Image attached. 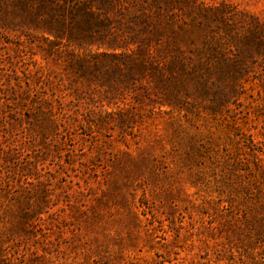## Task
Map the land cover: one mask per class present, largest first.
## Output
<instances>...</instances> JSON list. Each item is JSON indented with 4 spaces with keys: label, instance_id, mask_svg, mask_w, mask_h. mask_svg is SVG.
<instances>
[{
    "label": "rangeland",
    "instance_id": "374dc122",
    "mask_svg": "<svg viewBox=\"0 0 264 264\" xmlns=\"http://www.w3.org/2000/svg\"><path fill=\"white\" fill-rule=\"evenodd\" d=\"M190 5L175 17L201 22L194 43H264V0ZM14 21L0 18V264H264L261 67L220 110L181 91L95 126L107 86Z\"/></svg>",
    "mask_w": 264,
    "mask_h": 264
},
{
    "label": "trees",
    "instance_id": "16d2710c",
    "mask_svg": "<svg viewBox=\"0 0 264 264\" xmlns=\"http://www.w3.org/2000/svg\"><path fill=\"white\" fill-rule=\"evenodd\" d=\"M197 8L190 0H0V18L7 23L19 18L42 31L50 42L48 56L64 59L66 70L98 87L107 86V100L91 122L122 127L133 119L134 108L155 102L158 94L171 104L181 91L194 92L212 111L239 103L254 65L261 67L256 83L264 92V43H194L201 22L175 16ZM71 44L84 52L65 49ZM117 92L119 103L112 95ZM49 105L47 120L56 124Z\"/></svg>",
    "mask_w": 264,
    "mask_h": 264
}]
</instances>
